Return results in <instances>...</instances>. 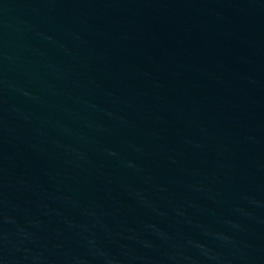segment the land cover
I'll return each mask as SVG.
<instances>
[{
	"label": "water",
	"instance_id": "95a60500",
	"mask_svg": "<svg viewBox=\"0 0 264 264\" xmlns=\"http://www.w3.org/2000/svg\"><path fill=\"white\" fill-rule=\"evenodd\" d=\"M0 264H264V0H0Z\"/></svg>",
	"mask_w": 264,
	"mask_h": 264
}]
</instances>
